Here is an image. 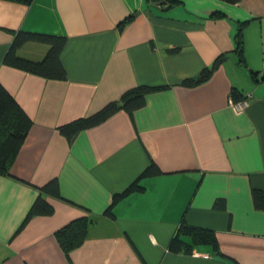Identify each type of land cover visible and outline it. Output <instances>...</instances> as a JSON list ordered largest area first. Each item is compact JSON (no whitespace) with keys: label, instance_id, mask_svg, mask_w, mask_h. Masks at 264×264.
<instances>
[{"label":"crops","instance_id":"crops-1","mask_svg":"<svg viewBox=\"0 0 264 264\" xmlns=\"http://www.w3.org/2000/svg\"><path fill=\"white\" fill-rule=\"evenodd\" d=\"M177 1L0 0V83L32 121L0 173V264H264V208L252 198L264 190V0ZM16 31L65 37L66 77L4 64ZM47 49L28 42L18 54L39 60ZM221 54L208 79L182 84ZM138 85L154 89L132 116L119 109L70 140L59 131ZM151 162L160 172L106 216L112 195ZM51 179L61 197L42 196L53 211L20 227ZM79 217L90 220L87 235L66 256L55 232ZM182 220L212 229L221 254L169 251Z\"/></svg>","mask_w":264,"mask_h":264},{"label":"trees","instance_id":"trees-1","mask_svg":"<svg viewBox=\"0 0 264 264\" xmlns=\"http://www.w3.org/2000/svg\"><path fill=\"white\" fill-rule=\"evenodd\" d=\"M30 4L32 0H9ZM149 2L158 1L164 2L168 7H172L179 3L177 0H148ZM224 2L234 4L239 0H222ZM135 14L125 17L119 23L121 30L124 25L133 18ZM244 22L240 23L235 33V50L239 55L242 53V34L241 29ZM28 42H36L48 45V49L39 60H32L22 57L18 54V50ZM65 44V37L58 35H49L42 33H33L26 31H16L8 49L3 56V63L24 71L43 76L45 78L63 79L66 77L65 69L61 63L60 54ZM178 47L168 49V52L173 53L178 51ZM224 55H219L213 64L205 67L197 77L193 79L183 80V85H194L209 78L211 73L223 61ZM153 87L146 85H138L125 91L119 99L113 100L105 104L101 109L90 115L80 117L59 127V131L69 140L80 130L94 126L115 111L124 109L132 116L134 110L143 106L146 101V94L153 90ZM233 96L237 98L235 91ZM243 96L240 98L242 99ZM32 121L27 114L22 110L19 104L11 96V94L0 83V173H7L9 166L19 152L24 138L31 127ZM159 168L155 163L151 162L127 188L120 193L112 195L110 204L104 211L108 217H113L112 207L121 198L133 191H139L142 186L138 184V180L145 176H150L159 173ZM39 194L31 204L20 227L32 216L50 214L53 211V206L42 196V194L61 197L59 184L57 179H51L39 188ZM252 198L255 207L264 208V190L252 189ZM216 206H222L223 200L215 201ZM90 220L87 217H79L69 221L67 224L59 228L55 232V237L59 246L66 256L69 252L80 246L86 238ZM208 246L217 254H221L215 233L212 229L191 226L181 221L175 234L169 241L168 250L173 253L190 254L193 249L199 246Z\"/></svg>","mask_w":264,"mask_h":264},{"label":"built area","instance_id":"built-area-1","mask_svg":"<svg viewBox=\"0 0 264 264\" xmlns=\"http://www.w3.org/2000/svg\"><path fill=\"white\" fill-rule=\"evenodd\" d=\"M247 96L249 95H245L241 100L234 102L236 104V106L238 107H243L247 104Z\"/></svg>","mask_w":264,"mask_h":264}]
</instances>
